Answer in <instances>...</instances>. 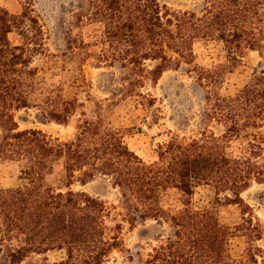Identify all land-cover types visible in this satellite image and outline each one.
<instances>
[{"label": "trees", "instance_id": "16d2710c", "mask_svg": "<svg viewBox=\"0 0 264 264\" xmlns=\"http://www.w3.org/2000/svg\"><path fill=\"white\" fill-rule=\"evenodd\" d=\"M21 12L11 15L0 7V161L20 165V186L0 188V249L15 241L9 264L24 262L31 254L60 251L52 264H104L121 245V226L108 230L105 207L84 192H55L44 185L53 160H61L65 179L81 185L105 179L119 194L123 220L161 221L170 233L159 240L137 264H231L227 239L232 232L208 210H195L190 198L198 187L211 188L216 198L240 208L233 227L257 264L262 239L258 219L240 197L253 183H264V68L233 97L221 96L225 66L197 67L193 47L201 41L221 43L228 63L243 50L258 51L264 59V0H201L196 7L174 11L159 0H75L63 26V50L47 52L44 29L32 0H18ZM89 31L87 32V30ZM15 33L13 44L9 35ZM41 57L47 67L75 62L80 67L119 72L111 94L152 107L155 98L144 91L163 73L186 66L203 93L201 128L189 139L172 137L158 146L157 161L145 163L124 144L117 129L81 112L77 99L67 100L61 88L45 90L40 113L49 123L67 125L75 118L71 138L60 140L38 129L20 130L15 113L28 109L30 92ZM60 58V60H58ZM37 107V106H35ZM212 124L221 127L218 134ZM236 153L232 143L239 142ZM176 189L184 198L182 209L168 213L161 197ZM264 263V257H262Z\"/></svg>", "mask_w": 264, "mask_h": 264}, {"label": "rangeland", "instance_id": "374dc122", "mask_svg": "<svg viewBox=\"0 0 264 264\" xmlns=\"http://www.w3.org/2000/svg\"><path fill=\"white\" fill-rule=\"evenodd\" d=\"M174 11L196 8L201 0H159ZM75 0H32L34 11L38 15L44 29V46L47 52L58 54L63 50V26L68 17L70 5ZM0 7L11 15L21 12L18 0H0ZM89 29L87 30V32ZM9 40L16 44L18 36L13 32ZM193 62L200 68L225 66L220 95L233 97L245 86L252 74L264 68V59L260 52L243 50L234 64L226 60V52L217 41H201L193 47ZM60 60V58H58ZM33 67L38 68L33 80L30 103L32 106L15 113V121L20 130L38 129L45 135L66 140L74 133L75 118L67 125L49 123L40 113L38 107L45 90L50 86L61 88L62 96L67 100L77 99L81 106L76 110V116L84 112L87 117L99 120L105 127L117 129L124 144L145 163L157 161L158 146L166 143L172 137L189 139L197 136L201 128L199 118L202 112L203 93L195 85L194 80L185 73L186 66L163 73L156 85L147 86L144 91L155 98L152 107H141L131 98H120L111 95L116 90L115 80L119 75L113 69H95L80 67L75 62H60L58 66L47 67L41 57H35ZM37 106V107H35ZM211 130L221 132V127L212 124ZM264 134V127L259 130ZM232 143L230 151L236 153L239 143ZM20 165L17 162L0 161V188L9 189L20 186ZM44 185L55 192H84L101 201L105 207V225L108 230L121 226L119 234L121 245L108 256L104 264H137L138 257L145 255L156 246L160 239L166 237L170 230L161 221L137 222L129 225L123 220L118 206L119 194L105 179L81 185L77 181L69 183L65 177L61 160L52 161L50 173L44 177ZM243 202L250 208L262 228V239L254 243L259 248L257 264H264V183H253L240 194ZM184 198L176 189H168L161 197V206L168 213H176L182 209ZM190 206L195 210H208L232 235L227 239V250L231 264H255L249 260L247 245L244 238L233 229L240 223L241 206L229 205L223 200V195L216 198L209 187H198L190 198ZM17 243L4 242L0 249V264H9V253ZM47 259V264L60 261L63 253L51 251L45 255H29L24 262H41Z\"/></svg>", "mask_w": 264, "mask_h": 264}]
</instances>
